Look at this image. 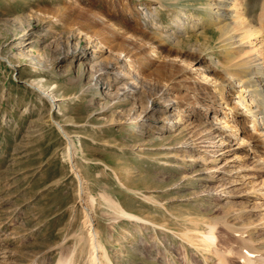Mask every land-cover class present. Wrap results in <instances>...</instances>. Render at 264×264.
I'll return each instance as SVG.
<instances>
[{"label": "rangeland", "instance_id": "rangeland-1", "mask_svg": "<svg viewBox=\"0 0 264 264\" xmlns=\"http://www.w3.org/2000/svg\"><path fill=\"white\" fill-rule=\"evenodd\" d=\"M204 1L162 0L161 22L170 31L181 9L201 16ZM263 1L248 0L253 13H260ZM145 2L0 0V264H60L63 259L93 264L76 168L94 197L93 222L110 264H205L181 234L194 228L191 219L211 220L226 212L232 215L218 219L220 242L239 245V230L223 224H248V213L239 217V204L219 194L221 188L214 190L221 180L212 167L223 162L222 147L218 157L212 155L214 146L205 151V144L216 139L201 117L193 121L184 115L183 106L163 111L174 95L189 93L178 82L189 71L168 64L178 51L146 29L139 17ZM80 13L95 17L83 21ZM97 19L103 23L97 25ZM110 21L115 31H123L115 39L107 29ZM98 31L101 39L94 36ZM133 33L137 40L126 39ZM189 35L181 39L182 58L191 59L189 44H199L207 56L213 53L207 42L217 50L216 29ZM149 39L159 44L154 59L148 57ZM125 69L138 73L134 94L123 88L133 81L120 75ZM35 81L54 92L55 104L30 85ZM167 118L182 121L171 126ZM60 125L82 148L67 154ZM102 194L133 217L113 209ZM247 232L263 240L264 250V228Z\"/></svg>", "mask_w": 264, "mask_h": 264}, {"label": "bare ground", "instance_id": "bare-ground-1", "mask_svg": "<svg viewBox=\"0 0 264 264\" xmlns=\"http://www.w3.org/2000/svg\"><path fill=\"white\" fill-rule=\"evenodd\" d=\"M145 3L146 6L140 8L139 17L146 29L150 30V34L152 33L155 37L170 42L174 46L173 49L178 51L175 57L169 58L170 63L168 64L171 66L177 64L180 67L179 72L189 71L184 76L181 73L180 78L182 76L183 78L178 80V82H181L182 88L189 90V93L186 94L184 91L179 96L174 95L163 105V111L168 112L173 106H176V109L183 106L184 115H188L189 119L195 121L196 115L203 119L202 124H204L206 131L216 139V141H209L212 144H205V151L208 153L211 146H214L216 149L214 148L215 152L212 155L218 157L219 154L216 153H218V148L222 147L221 155L225 154L223 162H217L216 166L212 167V173L221 180L218 189L215 187L214 190L218 192L221 188L219 194L222 196L226 194L228 199L231 198L230 200H233L236 205L239 204L240 208L238 205L235 208V210L238 209L239 217L245 212L248 213V224L244 222L243 225L241 224L242 226L229 224L230 222H224L223 224V226L226 225V227L233 228L236 231L239 230L237 232L238 238L235 236L236 240L239 239L240 242L237 247H234L235 245L232 242L233 246H230V243L224 246L223 240L220 242L223 238L220 239L218 236V223H220L218 219L231 216L232 214L229 212L211 220L199 219V221H193L191 219L190 223L194 225V228L182 232V238L200 254H203L205 264H232L231 258L234 259V257V260L239 261L240 264H264V250L261 248L263 240L253 238L252 234L246 236V232L250 233V229L264 228V1L261 2L260 13H253L248 0H205L201 4L204 14L194 16L181 9V12L178 11L176 16L174 15L172 18L174 29L170 31L168 30L169 27L161 22L159 6L163 5L162 0H146ZM93 16L80 13L79 18L90 22ZM94 21L97 25L103 23L101 19ZM108 26H106L107 29H111L110 33L108 32L111 34L110 36L113 35L114 39L119 37L117 36L120 32L119 29L118 32L115 31L118 28L116 23L110 21ZM210 27L216 29L219 33L216 39L218 55H213L216 52L214 50L215 45H211L210 41L207 42L208 46L205 44L207 50L213 52L208 56L198 50L199 44H189L190 60L178 55L179 52H184L181 47L182 36L186 34L190 36L191 33L197 37L205 36L207 28ZM127 29L125 30L127 31ZM126 31L124 33H127ZM136 31L139 32V30ZM94 36L101 39L99 31ZM128 37L134 38L133 40L138 39L134 33L130 36L127 35L126 39ZM144 37L141 38L143 41ZM160 39H157V41H160ZM155 41L149 39L147 42L151 45L148 57L153 59L159 54L157 51L159 44L157 45ZM127 44L132 45L130 41ZM113 49L116 48L113 47ZM181 66H184L185 70H181ZM108 71L109 69H106L104 72ZM137 74L126 71V69L122 74L120 73L124 78L133 76L132 84L126 83L123 85L124 90L129 94H134L133 92L138 87L139 77L135 76ZM30 85L38 90L41 95L48 98L52 105L58 100L54 92L48 90L47 87L45 88L41 81L39 83L32 82ZM174 88L176 89V86ZM175 114H177V110ZM176 117L178 118V115ZM180 121L182 120L174 119L172 121L167 118V123H170L171 126H177ZM58 124L59 122H57ZM58 127L68 139V155L73 150L82 148V144L78 145L72 140L62 125ZM203 142H206V140H203ZM192 144L195 147L197 145ZM217 160L218 158L214 160L212 158L211 161ZM245 161H248V163ZM75 170L81 188L80 196L86 206V220L90 227L89 235L91 236L93 248V264H110L111 261L100 242L99 230L93 222L92 206L94 197L86 190L85 180L79 174V170L77 168ZM226 183L229 186H226ZM102 197L113 206V209L116 207L118 211L120 210V212L133 217V214H129L122 209L109 195L102 194ZM201 224H204L202 228ZM232 234H234L233 231L230 235L232 236ZM60 264H71V261L63 259Z\"/></svg>", "mask_w": 264, "mask_h": 264}]
</instances>
